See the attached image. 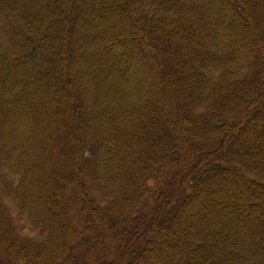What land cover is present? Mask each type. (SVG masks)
<instances>
[{
    "label": "trees",
    "instance_id": "trees-1",
    "mask_svg": "<svg viewBox=\"0 0 264 264\" xmlns=\"http://www.w3.org/2000/svg\"><path fill=\"white\" fill-rule=\"evenodd\" d=\"M0 264H264V0H0Z\"/></svg>",
    "mask_w": 264,
    "mask_h": 264
},
{
    "label": "rangeland",
    "instance_id": "rangeland-1",
    "mask_svg": "<svg viewBox=\"0 0 264 264\" xmlns=\"http://www.w3.org/2000/svg\"><path fill=\"white\" fill-rule=\"evenodd\" d=\"M48 51H49V49H48Z\"/></svg>",
    "mask_w": 264,
    "mask_h": 264
}]
</instances>
